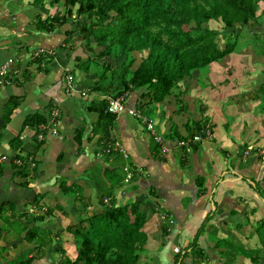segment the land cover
Masks as SVG:
<instances>
[{"label":"crops","instance_id":"0c3cea01","mask_svg":"<svg viewBox=\"0 0 264 264\" xmlns=\"http://www.w3.org/2000/svg\"><path fill=\"white\" fill-rule=\"evenodd\" d=\"M0 7V31L7 29L0 33V48L10 46L20 50L22 43L15 37H22V45L36 41V50H45L48 57L46 70L39 71L35 64L28 65L19 53L17 56H22L20 66L26 68L27 75H17L18 83L10 79V73L7 81L0 84V156H6L0 163V204L13 205L0 209V247L7 248V251L0 250V264H3V258L14 255L16 248L25 258L32 259L31 264H59L63 256L73 258L72 235L65 229L67 225L62 231L58 229L60 216L54 211H62L63 216L73 213L77 221L75 211L82 206L93 210L100 198L105 202L113 200L115 204L131 199L138 202V209L145 214L144 204H148L166 216L167 221L164 220L161 226L167 234H162V229L156 225L155 215L143 225L142 231L146 233L143 252L146 253L140 254L142 264L146 260L153 264H168L176 255L174 247L181 248L183 241L185 248L201 222L203 227L198 230L197 248L204 256L199 260L190 250L182 257L184 263L179 259L177 264H194L195 261V264H251L243 251L260 248V242H264V156L249 154L243 157L242 151L247 145L264 149V45L259 38L264 35V27L254 26L242 32L238 49L209 63L204 72L194 71L177 82L173 93L179 96L185 109L177 111L175 100L170 97L153 105L152 119L145 114L152 122L154 132L163 138L164 151L139 120L125 111L114 113L110 144H114L113 150L123 149L124 157L123 152L103 153L101 145L97 144L98 135L91 133L97 115L86 106L90 100L110 98L88 91L97 75L93 69V55L82 40L71 37L68 43L63 42L64 32L70 31L72 19L53 32H36L33 29L35 17L51 14L54 7L33 0H0ZM76 47L87 54L75 53ZM77 55L84 59L89 55L83 68H78L81 60H76ZM89 66L92 68L88 69ZM67 76L71 77L69 90L65 86ZM137 92L126 93L125 109L135 108ZM11 95L21 99L12 109L18 116L15 126L8 128L9 122L2 120V105ZM12 112L10 117L14 116ZM35 112L47 117L46 130L41 138H37L42 141L40 147L26 163L27 183L18 185L23 179L14 174L13 166L17 164L12 155L16 150L10 147L9 140L20 133L27 134L24 141L29 142L32 130L29 127L21 129L20 124L25 116ZM49 118L55 119L49 121ZM203 118L211 125L210 136L191 142L190 147L180 148L176 144L178 141L165 137L170 122L182 134L185 121ZM77 128L81 131L78 138ZM120 160L122 163L127 160L129 167L135 169L134 179L121 186H110L109 170ZM40 163L41 167L37 169ZM97 164L100 165L97 171L104 175L106 190L112 189L111 195H104V188H96L91 180L95 172L91 167H97ZM63 185L70 186L72 191L63 192ZM149 187L154 189L155 196L147 195ZM35 196H39L36 202L33 201ZM42 200L49 204L47 208L41 205ZM27 204L28 210H15ZM47 209L51 210L48 218L31 220L30 213L43 216ZM16 219L23 229L17 234L20 240L9 234L4 241L1 237L7 233L2 232L4 226L9 228ZM34 226L42 229L43 232L38 234L42 241L54 238L59 244L36 250V240L28 242L24 238L25 232ZM167 239L168 246L164 248ZM53 251L61 256L57 261L51 256ZM258 264H264V247Z\"/></svg>","mask_w":264,"mask_h":264},{"label":"trees","instance_id":"16d2710c","mask_svg":"<svg viewBox=\"0 0 264 264\" xmlns=\"http://www.w3.org/2000/svg\"><path fill=\"white\" fill-rule=\"evenodd\" d=\"M34 1L41 3L43 0ZM45 1L48 6L54 7V11L43 18L37 15L33 29L36 32H53L71 18L72 26L70 31L64 32L63 42L68 43L71 37L79 38L84 41L87 51L93 55V66H96L95 61L101 62L102 69L96 70L97 79L90 85L88 91L103 93L110 99L122 96V102L126 93L138 91L134 102L135 108L132 109L138 110L142 116L149 113L155 103L170 97L175 100L176 110L182 111L184 104L179 96L173 93L177 82L194 71L204 70L209 63L219 61L233 52L242 40V32L254 26L264 27V11L256 13L257 3L261 2L264 5V0ZM59 6H62L61 13ZM209 20L220 22L221 30L217 32L209 28L207 26ZM252 34L258 37L256 33ZM259 38L260 43L264 45V35H259ZM134 53L139 57L137 64L132 68ZM88 58L89 55L85 59L77 55L76 60H81L78 68L85 64ZM108 59L115 61V64L118 61V66L112 67ZM21 60L18 59L16 63L14 58V67L19 74L16 72L11 74V80L17 81V75H27L26 68L20 66ZM46 62L47 52L34 50L26 63L35 64L39 71H45ZM20 99L16 95H11L5 101L6 109L4 110V106L2 109L4 121L10 119L12 109L17 106ZM110 99L90 100L86 106L87 110L96 112L97 119L92 125L91 133L98 135L97 144L101 145V151L105 154L121 153L118 149L113 150L114 144H110V128L115 119V114L106 110ZM46 121L47 117L38 112L25 116L20 127L31 128L29 142L21 140L20 133L9 140L10 147L16 150L12 157L20 160L19 165L13 166L14 174L23 179L18 185L27 183L26 163L42 143L37 136L44 134ZM206 127L210 129L211 125L205 118L185 121L181 134L177 126L170 122L165 137L185 141L186 143L179 147L186 149L194 142L192 136L202 134ZM76 135L77 138L81 135L80 128H77ZM125 166L120 160L117 166L109 170L110 175L107 179L110 186L117 184L121 186L126 173L129 174L127 183L134 179L135 169L127 166L124 169ZM1 171L0 167V174ZM106 172L107 170L104 173ZM71 189L70 186H62L63 192H70ZM111 190L110 188L104 190V195H111ZM147 195L155 196L154 189L149 187ZM38 199L39 196H35L33 201L36 202ZM3 206L13 205L2 202L0 209ZM93 207L97 212L84 216L85 208L82 206L77 221L65 227L72 235L75 256L73 258L63 256L59 264H142L139 255L144 250L146 239L145 233L141 230L145 212L138 209V202L125 199L122 203L115 204L113 200L105 202L100 198ZM44 214L49 216L51 210H45ZM42 217L36 215L31 217V220H40ZM202 227L203 222L193 238L197 239L198 230ZM42 232L39 227H30L24 238L28 242L36 240L37 243L40 241L38 234ZM162 234H167L164 227ZM42 243L43 241L38 245ZM260 243L264 247V242ZM261 246L243 251L251 264H258ZM57 249L63 253L61 248ZM188 249L192 250L193 256L200 254V249H195L194 245ZM186 252L187 250L181 249L179 254L181 253L183 257ZM231 254L234 255L235 251ZM31 260L24 258L15 264H31Z\"/></svg>","mask_w":264,"mask_h":264},{"label":"rangeland","instance_id":"374dc122","mask_svg":"<svg viewBox=\"0 0 264 264\" xmlns=\"http://www.w3.org/2000/svg\"><path fill=\"white\" fill-rule=\"evenodd\" d=\"M18 1V0H17ZM34 1V0H33ZM21 2V1H20ZM43 3H45L46 4V1L45 0H43L42 1ZM58 8H62V6H59ZM0 9H1V7H0ZM259 10H261L262 12L264 11V5L261 3V2H258L257 3V8H256V13H258L259 12ZM63 11V10H62ZM62 11H60V12H62ZM264 13V12H263ZM9 23H10V21H9ZM31 23H33V21H31ZM207 26L209 27V28H211V29H213V30H216L217 32H219L220 30H221V23L220 22H216V21H212V20H209L208 22H207ZM33 27V26H32ZM7 29H3L2 31H6ZM2 31H0V33H2ZM218 37H220L219 35H218ZM15 39H17V40H19V42L20 43H22L23 44V41L24 40H22V37H15ZM76 39H79V38H77L76 37ZM242 42V41H241ZM241 42H239L237 45H236V48L238 49L239 47H240V44H241ZM81 43H83L84 44V41H82ZM20 45V50H16L14 47H10V46H8V49H2V47L0 48V61L1 62H3L4 60H6V58H7V56H12V58H15L16 59V63L18 62V59L19 60H21L22 59V56L26 59V60H28V58H30V54H32L33 53V51L34 50H36V45H37V42L35 41L34 43H32V44H27V45ZM219 44L222 46V42H221V40L219 39ZM82 45V44H81ZM91 45H93V43H91ZM19 51V52H18ZM77 52L78 54H84V55H86L87 54V51H85L84 49L83 50H81V48H77L76 47V49H74V52ZM75 52V53H76ZM19 53H22V56H21V58H20V56H17V55H19ZM138 57H139V55L138 54H136V53H134V62L131 64V67L133 68L136 64H137V60H138ZM109 60V59H108ZM110 62H111V66L112 67H117L118 66V61H117V63L115 64V61H113L112 59L111 60H109ZM14 66H15V62H14ZM92 67L91 66H89V68L88 69H91ZM93 69L95 70V73H96V70H100V69H102V67H101V65H100V61H98V62H96V66H93ZM18 72V71H17ZM201 72H204V70H201ZM4 104H5V102L3 103V105H2V107L4 106ZM6 109V107L4 106V110ZM22 112V108H21V106L19 107V113H21ZM13 113V115H14V112H12ZM153 113H154V110L153 109H151V111H149V113H147L146 115H148V117L149 118H151L152 119V116H153ZM16 114V113H15ZM23 116H24V114H23ZM51 117V116H50ZM15 119H18V116H11L10 117V119L8 120V124H9V126H8V128H13L14 126H15V123H16V120ZM2 120H3V118H2ZM6 124H7V122H6ZM12 136V134H10L9 135V137H11ZM37 138H41V136L39 137V136H37ZM21 140H24V139H21ZM178 149V148H177ZM175 152V151H174ZM176 153V152H175ZM178 153H179V149H178ZM113 163V162H112ZM111 163V164H112ZM124 164L127 166V167H129V162L127 161V160H125L124 161ZM98 165V164H97ZM100 165H98L97 167L94 165L93 167H91V169L92 170H94L95 172H93V178H91V180L95 183V185H96V188H98V187H100L101 189L102 188H104V190H106L107 188H106V186H105V180H104V175H103V173H100V172H98L97 171V169H98V167H99ZM39 167H41V163L37 166V169L39 168ZM27 168H28V166L26 167V170H27ZM16 178H19V177H16ZM51 185V184H50ZM49 185V186H50ZM17 186V185H16ZM52 186V185H51ZM46 200V199H45ZM45 200H42L41 201V205H44L45 206V208H47L46 206H48V205H46V201ZM123 201V200H122ZM145 205V208H146V214H145V219H144V223H143V225L145 224V222L148 220V219H150V218H152L154 215L155 216H157V222H156V225H158L161 229L164 227V226H161V225H163V224H161L162 222H165L164 220H166L167 218H166V216H163L164 214L162 213V214H160L158 211H159V209L157 208V207H149V205L148 204H144ZM51 206V205H50ZM3 207H8V206H3ZM15 207H17V206H15ZM144 208V209H145ZM18 209H21V210H28L29 209V204H27V205H25V206H20V207H18V208H16L15 210L17 211ZM70 211V210H69ZM76 215H77V217L79 216V213L81 212L80 211V208L79 209H77L76 211ZM97 211L96 210H91V209H89V208H86L85 209V211L83 212V214H84V216H88V215H90V214H94V213H96ZM54 214L55 215H57L58 216V214H59V226H58V229L60 230V231H62L63 230V228L62 227H64V226H66V225H71V224H73V223H75L76 222V218H75V216L73 217V213H72V215H70V213L68 214V215H66V216H63V212L61 211H59L58 209H56L55 211H54ZM30 216L33 218L34 216H36L35 215V213H30ZM30 217V218H31ZM43 217H47L48 218V215H45L44 213H43ZM162 217H163V219H162ZM167 221V220H166ZM13 223H11L10 225H9V228H6V226H4V229L2 230V232L4 231V232H7V233H4L3 234V236H1V237H3V239H4V241H7V237H9V234H11L12 236H14V238L15 239H17V240H20V238L18 237V235L17 234H19L23 229H21V225H20V223H19V220L18 219H16L15 221H12ZM143 225H142V227H143ZM57 230V229H56ZM142 230V229H141ZM145 235H146V233H145ZM58 239H54V238H52V240H50V241H48V242H46L45 240H43V245H40V246H37L42 240H41V238H40V241H38L37 242V244L35 245L36 247V250H41V249H47V246H51V248H54V247H56L58 244H59V242L57 241ZM164 240V239H163ZM70 241L71 242H73V239H70ZM20 243V242H19ZM18 243V244H19ZM49 243V244H48ZM51 244V245H50ZM172 244H174V246L176 245V242L175 241H173L172 242ZM20 245V244H19ZM192 245H194V247H195V249H197V239L196 238H190L189 239V243H188V245H186L185 246V248L187 247V246H189V247H192ZM165 246H168V239L166 240V241H164V248H165ZM45 247V248H44ZM180 247L181 248H177V247H174V250H175V252H176V255L173 257V258H171V260L169 261V263L168 264H177L178 262H179V259H180V261H182V263H184V261H185V258H180V257H182V255H181V253L179 254V252H180V250L181 249H185L184 248V245H183V241H181V243H180ZM169 248V247H168ZM65 249H67V247H65ZM162 248H160L159 250H161ZM0 250H4V251H7V248H4V247H0ZM16 253L14 254V255H12L10 258H8V259H5V258H3L2 259V263L3 264H15L16 262H18V261H20V260H23L24 258H25V255L23 254V253H19L20 252V249H18V248H16ZM188 251H190V250H187V252ZM151 252H152V250H151ZM191 252V251H190ZM145 253L146 252H143L142 251V255L144 254L145 255ZM168 253V252H167ZM192 253V252H191ZM193 254V253H192ZM6 255H8L7 253H6ZM51 256L53 257V259H55L56 261L58 260V258H60L61 256L59 255V253L58 252H56V251H53L52 253H51ZM140 256V255H139ZM152 256H153V254H152ZM204 256V254H198V256L196 257V258H198L199 257V260H200V258H202ZM148 257V256H147ZM60 260H61V258H60ZM142 260H143V258H141L140 257V262H142ZM196 262V261H195ZM195 262H194V264H195ZM143 264H153L152 262H150L149 260H146V261H144L143 262Z\"/></svg>","mask_w":264,"mask_h":264},{"label":"built area","instance_id":"2783aa9c","mask_svg":"<svg viewBox=\"0 0 264 264\" xmlns=\"http://www.w3.org/2000/svg\"><path fill=\"white\" fill-rule=\"evenodd\" d=\"M38 51H43V49L38 48ZM11 67H13L11 69ZM11 74H15V72L17 73V71L15 70L14 67V58H7L6 60H4L3 62L0 63V84L5 83L7 81V77L11 76ZM70 76L66 77V81H65V86L66 89L69 90L71 88V83H70ZM106 110L110 113H120L122 111H125L126 113H128L129 115H131L132 117L136 118L137 120H139L143 125L146 131H148L149 133H151L153 140L160 146L161 150L164 151L165 147L163 145V138L161 137L160 134H157L154 132L153 129V124L152 122L147 119L145 116H142L138 111L128 108L125 109L124 104L122 102V96H119L115 99H110L108 102V105L106 107ZM53 116H56L57 113H52ZM52 117V116H51ZM52 120V119H51ZM51 125L54 126L55 122H51ZM53 132V131H52ZM210 129L208 127L204 128L202 131V134L198 133L192 136V141H198L201 138H207L210 136ZM27 134H20V139H24L26 137ZM40 137V136H39ZM186 142L185 141H178L176 142L177 145L181 146L184 145ZM119 152H123V156L125 157V152L123 151V149L118 148ZM249 154H260L264 156V149H260V148H252L251 145H247L244 147L243 151H242V156L246 157ZM6 160V156L2 155L0 156V163ZM13 162L17 165L20 164V160L19 159H12ZM124 169H126V166L124 167ZM129 178V174L126 173L125 174V179L124 182L127 181V179Z\"/></svg>","mask_w":264,"mask_h":264},{"label":"clouds","instance_id":"9594fccd","mask_svg":"<svg viewBox=\"0 0 264 264\" xmlns=\"http://www.w3.org/2000/svg\"><path fill=\"white\" fill-rule=\"evenodd\" d=\"M108 105V104H107Z\"/></svg>","mask_w":264,"mask_h":264}]
</instances>
